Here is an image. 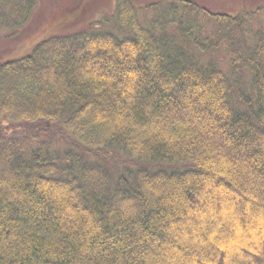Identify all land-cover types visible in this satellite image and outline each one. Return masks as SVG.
I'll use <instances>...</instances> for the list:
<instances>
[{
  "label": "trees",
  "instance_id": "16d2710c",
  "mask_svg": "<svg viewBox=\"0 0 264 264\" xmlns=\"http://www.w3.org/2000/svg\"><path fill=\"white\" fill-rule=\"evenodd\" d=\"M43 1L0 0V264H264V0Z\"/></svg>",
  "mask_w": 264,
  "mask_h": 264
},
{
  "label": "rangeland",
  "instance_id": "374dc122",
  "mask_svg": "<svg viewBox=\"0 0 264 264\" xmlns=\"http://www.w3.org/2000/svg\"><path fill=\"white\" fill-rule=\"evenodd\" d=\"M57 1L60 3L63 2V4L68 2L67 0H44L43 1V5L37 9L38 13H36L34 15L36 17L39 14H43L42 17L39 18L37 21V23L39 25H41V24L44 25L46 23V21L49 22L51 20L50 15L52 12H50V11L56 4H58ZM148 1L149 0H136L137 4H145ZM259 1L260 0H246L245 3H241L239 5L238 9H240V10L241 9H252L257 4H260ZM52 2H55V3H52ZM250 2H252V3L250 4ZM102 5L104 7L99 8ZM114 8H115V5L113 6V3L111 0H88L87 7L85 5L83 10L81 12H79V13H81L79 18L75 17V19L73 18L74 20H72L70 22L65 21L63 24L65 26L70 27L71 25H73L75 22H78V21L79 22L81 21L83 24H86L89 21L91 22V21L95 20L93 24L95 26H100L101 25L100 22H97L96 20L99 19V17L101 18L103 16V14L104 15L105 14L106 15L115 14L116 9L114 10ZM147 14H150V11H146L145 15H147ZM100 15H102V16H100ZM60 17L62 18V15H60ZM259 17L264 22V9L260 12ZM29 23H30V21L25 23L23 26L26 27ZM23 26L21 28H18V29H9V28H6V26L0 25V58L1 57L3 58L4 56H13V55H16L18 53H20V55L22 53H25L26 52L25 49H27L28 45H29V42H27V41L34 40L37 37V35L40 34L39 32H37L36 34H33V36L30 39H25L26 38V37H24V35H25V29L24 28L25 27H23ZM6 37H8V38H6Z\"/></svg>",
  "mask_w": 264,
  "mask_h": 264
}]
</instances>
